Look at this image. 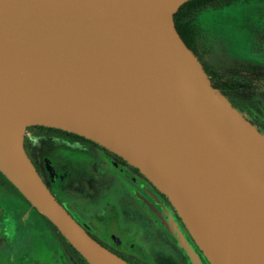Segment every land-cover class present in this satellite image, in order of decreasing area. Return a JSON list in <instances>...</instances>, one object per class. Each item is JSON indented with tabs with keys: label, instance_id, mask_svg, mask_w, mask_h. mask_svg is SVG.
Returning a JSON list of instances; mask_svg holds the SVG:
<instances>
[{
	"label": "water",
	"instance_id": "95a60500",
	"mask_svg": "<svg viewBox=\"0 0 264 264\" xmlns=\"http://www.w3.org/2000/svg\"><path fill=\"white\" fill-rule=\"evenodd\" d=\"M188 1L0 0V171L88 264L131 263L52 194L24 147L28 126L138 168L211 264H264V133L177 29Z\"/></svg>",
	"mask_w": 264,
	"mask_h": 264
},
{
	"label": "flooded vegetation",
	"instance_id": "af4514ba",
	"mask_svg": "<svg viewBox=\"0 0 264 264\" xmlns=\"http://www.w3.org/2000/svg\"><path fill=\"white\" fill-rule=\"evenodd\" d=\"M254 4L244 11L245 17L230 25L235 35L220 34L214 41L215 62L209 48L213 41L208 39L200 61L213 85L264 133V0ZM24 147L65 210L115 255L131 264H196L192 255L202 264H211L167 194L118 154L83 136L61 134L42 125L27 127ZM75 155L93 176L121 180L131 205L115 200L101 207L82 202L71 181L76 174L69 163ZM91 171H83L76 183L85 182L84 174ZM2 175L0 254L8 255V264H88ZM132 214L142 217L136 225Z\"/></svg>",
	"mask_w": 264,
	"mask_h": 264
},
{
	"label": "trees",
	"instance_id": "16d2710c",
	"mask_svg": "<svg viewBox=\"0 0 264 264\" xmlns=\"http://www.w3.org/2000/svg\"><path fill=\"white\" fill-rule=\"evenodd\" d=\"M244 11H250L247 0H190L175 14V24L184 41L201 60L202 52L206 49L207 36L215 37L217 40L220 34L235 35L230 25L234 24L238 17L244 16ZM49 129H54L61 134L80 136L62 129ZM2 176L13 186L4 175ZM15 189L21 197L25 198L17 188ZM54 228L57 230L55 226ZM61 236L64 238L62 234Z\"/></svg>",
	"mask_w": 264,
	"mask_h": 264
},
{
	"label": "rangeland",
	"instance_id": "374dc122",
	"mask_svg": "<svg viewBox=\"0 0 264 264\" xmlns=\"http://www.w3.org/2000/svg\"><path fill=\"white\" fill-rule=\"evenodd\" d=\"M247 2L250 4V8L255 5L254 3L256 0H247ZM215 37H209L207 36L208 40H212L210 45V49L213 51L210 57H212V60L215 62L216 57H218V48L216 46V43L214 41H217ZM204 52V51H203ZM202 52V54H203ZM71 162L69 163V166L72 168L73 174H76L75 180L71 179L72 184H76L78 189L76 190V195L79 197L82 202L89 203V204H97L99 207L104 206L107 202L110 201H119V203L123 202L122 204H125V207L131 205L130 201H128L129 197L127 195V192L124 188V184L121 180L117 179V177L114 176H93V171H91V168L88 166H83L82 162L80 161L79 155H76L71 158ZM90 170L91 172L85 173L84 178L85 182L79 181L76 183L79 179V176L84 173L83 171ZM89 177H86V176ZM89 178V179H88ZM88 179V180H87ZM79 184V186H78ZM133 216L130 217L131 222L133 225H136L139 223L142 219L141 216L132 214ZM9 257L7 254H0V264H8Z\"/></svg>",
	"mask_w": 264,
	"mask_h": 264
}]
</instances>
